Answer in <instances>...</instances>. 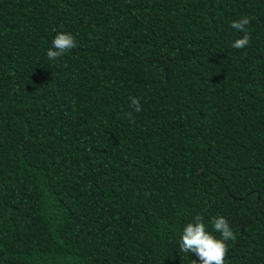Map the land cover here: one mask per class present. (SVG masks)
I'll return each mask as SVG.
<instances>
[{
    "label": "trees",
    "instance_id": "trees-1",
    "mask_svg": "<svg viewBox=\"0 0 264 264\" xmlns=\"http://www.w3.org/2000/svg\"><path fill=\"white\" fill-rule=\"evenodd\" d=\"M196 216L264 264V0H0V264H199Z\"/></svg>",
    "mask_w": 264,
    "mask_h": 264
},
{
    "label": "clouds",
    "instance_id": "clouds-1",
    "mask_svg": "<svg viewBox=\"0 0 264 264\" xmlns=\"http://www.w3.org/2000/svg\"><path fill=\"white\" fill-rule=\"evenodd\" d=\"M250 22L247 16L232 22L231 27L233 29L244 33L242 38L235 40L232 44L233 48L243 49L250 43V34L246 30V26ZM75 46L74 37L70 33H58L53 39L52 47L47 50L46 56L50 61L55 60ZM131 105L136 112L141 111L139 98H131ZM212 223L215 231L221 233L220 239L215 238L212 233L206 231L203 218L200 216H196L194 222L188 223L183 229L180 250L184 253H195L199 258V264H224L227 252L225 242L235 239V235L225 218L216 217ZM192 264H197V261L192 260Z\"/></svg>",
    "mask_w": 264,
    "mask_h": 264
}]
</instances>
